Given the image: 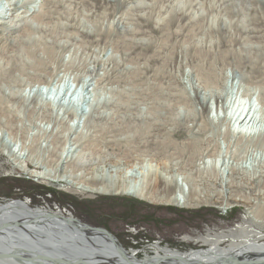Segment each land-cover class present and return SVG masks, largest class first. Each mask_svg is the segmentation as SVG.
<instances>
[{
  "label": "rangeland",
  "instance_id": "1",
  "mask_svg": "<svg viewBox=\"0 0 264 264\" xmlns=\"http://www.w3.org/2000/svg\"><path fill=\"white\" fill-rule=\"evenodd\" d=\"M66 4L82 24L81 41L69 51L48 45L38 32L20 51L10 31L0 34V146H27L33 152L28 168H49L57 177L72 169L60 159L94 161L74 170L79 177L73 179L94 189L109 174L116 182L144 181L141 167L148 185L153 172L175 176L210 204L183 209L36 181L1 149L0 203L21 200L48 215L72 211L123 249L149 252L203 250L208 247L185 236L227 232L242 223L264 232V134H240L234 127L235 115L252 107L264 126V0ZM30 86L44 88L45 100H24ZM82 112L91 114L89 122L78 119ZM134 169L136 176L128 177Z\"/></svg>",
  "mask_w": 264,
  "mask_h": 264
},
{
  "label": "bare ground",
  "instance_id": "2",
  "mask_svg": "<svg viewBox=\"0 0 264 264\" xmlns=\"http://www.w3.org/2000/svg\"><path fill=\"white\" fill-rule=\"evenodd\" d=\"M4 1L6 3L1 7L0 20L5 19L3 17L6 15L8 22H0V34L10 31L9 36L20 51L26 48L32 38V32L41 33L45 36V41L49 42L48 45L57 46L59 49L68 50L70 46L80 43L82 24L80 20L74 19L75 16L73 17L71 14L72 12L69 10L71 8L67 7L66 0ZM87 2L88 0H81L82 4ZM86 16V14L83 15V19ZM27 50H29L28 47ZM35 56L39 55L35 54ZM26 92L30 97V99H24L26 101L45 100L46 91L44 88L30 86ZM259 94H261L264 106V90H259ZM207 100L206 97L202 98L204 107L207 105ZM49 102L52 105L55 103V101ZM78 103L79 101L75 102V100L71 103L75 113L80 112ZM95 105L97 106L98 103ZM257 111L252 107L235 115L234 127L236 126L235 129L240 134H250L256 137L264 134V126L257 123ZM89 115L91 114L82 112L77 116L80 121L89 122ZM32 145L30 144V146ZM21 148L24 152H20ZM0 149L6 156L17 157L16 166L18 169L36 181L42 180L57 184L64 182L74 186L76 190L86 193H100L111 197L124 195L150 204L172 205L183 209H196L210 204L208 198L198 195V189L194 185L187 181L184 183L175 176H165L153 172L150 175L151 185H148L146 183L147 175L142 167L140 174L144 175V181L124 179L116 182L117 177L109 176V174L102 178L101 185L94 189L90 185L76 184L73 181L79 177V174L77 175L74 170H84V167L95 164L94 161L93 163H83L79 156L75 160L68 157L62 159L63 161L60 159L59 162L68 165L73 171L71 169L67 174L64 172V176L57 177L53 176L54 171L52 172L49 168H44L42 171L28 168L29 163L31 164L33 161V152L29 148L27 149V146H17L7 141L1 144ZM16 154L18 155L16 156ZM66 159L69 160L66 161ZM34 162L35 165L40 166V161ZM134 171L135 169L128 172V177L136 176L138 172ZM153 185L156 187V191L153 190ZM156 185L161 187L158 188ZM221 202L223 201L221 200ZM53 211L54 215L43 214L41 209H34L28 202L21 200H13L6 204L0 203V264H48L45 262L46 260L62 255L90 262L96 261V263H104L105 260L107 261L105 264H126L129 260L156 264H218L224 260L236 264H264V232L246 228L244 223L227 232L208 233L196 237L185 236L186 241L202 243L208 247L203 250L181 252L177 249L157 247V249L152 248L149 252L133 247L123 249L120 244L105 239L97 228L76 219L71 214L72 211L69 212L70 214L58 210L56 213L55 210ZM225 243H228L227 247L222 246Z\"/></svg>",
  "mask_w": 264,
  "mask_h": 264
},
{
  "label": "water",
  "instance_id": "3",
  "mask_svg": "<svg viewBox=\"0 0 264 264\" xmlns=\"http://www.w3.org/2000/svg\"><path fill=\"white\" fill-rule=\"evenodd\" d=\"M106 231V230H105ZM109 233V232H108ZM110 234V233H109ZM45 262H48V264H92L95 263V264H105L107 263V261H103L104 263L100 262V263H96L93 262V261H87V260H80V259H75V258H70V257H67L65 255H62L60 257H51L50 259L46 260ZM126 264H156V263H147V262H136V261H132V260H129ZM218 264H236V263H230L229 261L227 260H224Z\"/></svg>",
  "mask_w": 264,
  "mask_h": 264
},
{
  "label": "trees",
  "instance_id": "4",
  "mask_svg": "<svg viewBox=\"0 0 264 264\" xmlns=\"http://www.w3.org/2000/svg\"><path fill=\"white\" fill-rule=\"evenodd\" d=\"M57 195H60V194L57 193ZM115 199H118V198H115ZM117 201H118V200H117ZM131 209H132V208H131ZM134 212H135V210H134ZM132 213H133V210L130 212V214H132ZM125 216L128 218L129 215H125Z\"/></svg>",
  "mask_w": 264,
  "mask_h": 264
},
{
  "label": "built area",
  "instance_id": "5",
  "mask_svg": "<svg viewBox=\"0 0 264 264\" xmlns=\"http://www.w3.org/2000/svg\"><path fill=\"white\" fill-rule=\"evenodd\" d=\"M157 243H158L159 245L161 244V242H159V241H157L156 244H157Z\"/></svg>",
  "mask_w": 264,
  "mask_h": 264
}]
</instances>
